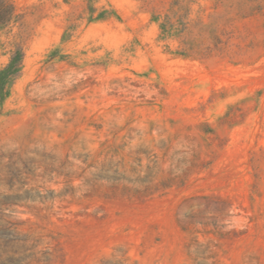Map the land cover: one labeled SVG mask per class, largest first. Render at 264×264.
Segmentation results:
<instances>
[{"label":"rangeland","instance_id":"374dc122","mask_svg":"<svg viewBox=\"0 0 264 264\" xmlns=\"http://www.w3.org/2000/svg\"><path fill=\"white\" fill-rule=\"evenodd\" d=\"M4 2L0 264H264V0Z\"/></svg>","mask_w":264,"mask_h":264},{"label":"trees","instance_id":"16d2710c","mask_svg":"<svg viewBox=\"0 0 264 264\" xmlns=\"http://www.w3.org/2000/svg\"><path fill=\"white\" fill-rule=\"evenodd\" d=\"M5 7L6 2H4V0H0V23L8 21L16 16L14 5L9 4V8H7V10L4 9ZM86 12L88 21L105 20L115 15V12L112 8H107L104 6L98 8L94 4H89L87 6ZM152 19L157 22L161 37H168L173 34H178L184 29L183 27H175L174 23L171 22L169 17H164L161 21H159V16H155ZM72 29L73 25H69L64 31L62 38L66 39L70 35ZM52 56H54V54H52ZM23 58L24 49L22 46L17 45L12 51L9 61L0 69V103H2L9 95L11 85L13 84L14 80L21 74L23 67ZM194 199L207 201L208 204H206V207L211 212L219 211L220 208L218 207V205L220 203H226V201H224L223 199L214 196H195Z\"/></svg>","mask_w":264,"mask_h":264}]
</instances>
